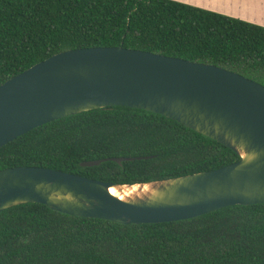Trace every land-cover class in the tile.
Returning <instances> with one entry per match:
<instances>
[{
  "label": "trees",
  "instance_id": "trees-1",
  "mask_svg": "<svg viewBox=\"0 0 264 264\" xmlns=\"http://www.w3.org/2000/svg\"><path fill=\"white\" fill-rule=\"evenodd\" d=\"M213 65L264 86V27L174 0H0V85L63 51L119 47ZM132 158L120 164L106 160ZM239 160L167 117L105 107L0 148V171L42 167L117 185L213 171ZM0 264H264V204L123 225L39 203L0 212Z\"/></svg>",
  "mask_w": 264,
  "mask_h": 264
},
{
  "label": "water",
  "instance_id": "water-1",
  "mask_svg": "<svg viewBox=\"0 0 264 264\" xmlns=\"http://www.w3.org/2000/svg\"><path fill=\"white\" fill-rule=\"evenodd\" d=\"M105 107L175 120L224 145L239 160L134 185L42 167L8 168L0 171V212L39 203L75 217L138 225L264 204V86L213 65L122 46L57 53L0 85V148L44 124ZM106 160L133 159L81 166Z\"/></svg>",
  "mask_w": 264,
  "mask_h": 264
},
{
  "label": "rangeland",
  "instance_id": "rangeland-1",
  "mask_svg": "<svg viewBox=\"0 0 264 264\" xmlns=\"http://www.w3.org/2000/svg\"><path fill=\"white\" fill-rule=\"evenodd\" d=\"M236 18L251 24L259 25L264 21V0H242L235 6V0H174ZM248 1L251 4H247ZM246 5V6H245ZM253 7V9H252ZM255 7V8H254ZM255 9V10H254ZM264 27V26H262Z\"/></svg>",
  "mask_w": 264,
  "mask_h": 264
},
{
  "label": "crops",
  "instance_id": "crops-1",
  "mask_svg": "<svg viewBox=\"0 0 264 264\" xmlns=\"http://www.w3.org/2000/svg\"><path fill=\"white\" fill-rule=\"evenodd\" d=\"M199 1H201V0H199ZM240 1H242V0H235L234 1V3H235V6L237 5V3H239ZM245 3H246V0H245ZM247 4H251V2L250 1H248V3ZM246 6V5H245ZM255 8V7H254ZM252 9H253V7H252ZM255 10V9H254ZM209 11V10H208ZM263 24H260L261 26H264V21L262 22ZM259 26V25H258Z\"/></svg>",
  "mask_w": 264,
  "mask_h": 264
},
{
  "label": "bare ground",
  "instance_id": "bare-ground-1",
  "mask_svg": "<svg viewBox=\"0 0 264 264\" xmlns=\"http://www.w3.org/2000/svg\"><path fill=\"white\" fill-rule=\"evenodd\" d=\"M111 193L114 194V195H117L118 197H120V196L117 194V192H116L115 190H113V189H111Z\"/></svg>",
  "mask_w": 264,
  "mask_h": 264
}]
</instances>
